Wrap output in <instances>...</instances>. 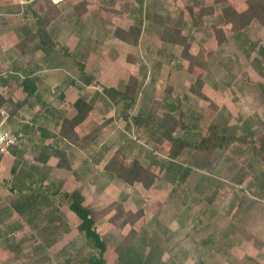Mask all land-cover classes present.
Here are the masks:
<instances>
[{
  "label": "rangeland",
  "instance_id": "obj_1",
  "mask_svg": "<svg viewBox=\"0 0 264 264\" xmlns=\"http://www.w3.org/2000/svg\"><path fill=\"white\" fill-rule=\"evenodd\" d=\"M228 1L239 12L248 7V0ZM34 3L35 11L44 14L46 0ZM26 4L0 0V36L23 34L27 24L36 30ZM95 5L74 19V4L68 2L58 16L62 23L48 26L50 32L80 30L81 53L75 50L71 56L66 48V54L63 39L54 37V49L38 50V38L18 46L27 50L28 59L47 58L46 76L59 68L53 73L69 78L73 99L91 101L104 87L124 90L136 77L139 92L130 114L145 115L150 108L163 124L174 116L173 136L188 145L174 157V147L159 134L151 136L122 118V104L99 98L89 114L91 128L80 135H90V146L73 147L60 136L49 139L52 148L67 150L71 170L57 167L56 159L46 165L35 162L42 146L35 149L23 136L17 154L0 156V264H82L92 251L82 233L69 230L80 221L67 205H58L62 193L76 188L82 189L84 204L95 210L104 211L113 202L124 210L110 221L115 204L97 221L96 230L107 245L106 264H264V26L255 20L233 31L214 0H97ZM166 24L187 36L189 53L197 58L193 70L183 46L161 40ZM131 25L141 28L137 45L115 37L117 28ZM18 50L9 46L0 55L10 60ZM82 70L92 77L89 85ZM0 73L1 79L11 76L8 67H0ZM69 82L54 88L50 98L68 91ZM43 120L36 118V129ZM45 124L59 134L62 122ZM202 138L214 139L215 145L201 146ZM119 148L127 166L136 159L157 175L151 188L126 184L105 170ZM139 210L143 215L135 224L119 226L126 212ZM131 230L136 232L131 249L118 253V244Z\"/></svg>",
  "mask_w": 264,
  "mask_h": 264
},
{
  "label": "trees",
  "instance_id": "obj_2",
  "mask_svg": "<svg viewBox=\"0 0 264 264\" xmlns=\"http://www.w3.org/2000/svg\"><path fill=\"white\" fill-rule=\"evenodd\" d=\"M26 1V12L31 11L33 17L35 18V26L36 30H30L29 24L23 26L21 28L23 34L27 35L25 38L21 40L25 41L28 39L30 41L34 39H39V43L42 46H46L49 43H52V38L50 36L48 26L53 21V19L61 13V9L57 6V4L52 3L50 0L46 4V11L44 14L37 13L34 9L35 3L34 0H25ZM82 4V3H81ZM214 4L221 5L220 10L222 12L221 18H223V23L225 25H230L233 31L239 32L253 21L257 20L260 24L264 26V0H248V7L244 11L239 12L228 0H214ZM78 5H75V8H78ZM77 15H83L85 9H75ZM203 10V9H202ZM214 10V7L209 8V14H211ZM26 16H28L25 13ZM19 29V28H18ZM17 29V30H18ZM161 34V40L167 44L173 45H181L183 46V56L189 60V70H193L195 65L196 57L194 58L189 53V45L187 44V36L182 34V30L179 28H175L172 25H163ZM33 31V32H32ZM220 32V31H219ZM141 33V28L135 25H131L128 29L117 28L115 30V37L125 42L127 44L137 45L139 42V36ZM219 34V33H218ZM81 76L85 84L89 85L92 82V77L86 74L85 71H81ZM29 78L24 80L25 87L24 89L28 91V95H30L31 91L28 89V84L31 82ZM197 85H201V79L197 80ZM139 92L138 89V79L132 76L126 85L124 90H118L113 87H104L102 94H96V96L100 100H111L117 104H122L121 108V116L126 122L131 121V124L140 128L143 127L146 129L151 136L155 134H159L161 138L166 140L171 144V153L174 157L179 156L181 150L188 145L186 142H183L179 138L173 136L176 125L174 116L171 118V121L168 124H163L155 111L150 109L147 111L145 115L132 116L130 113L134 109L137 94ZM201 95V94H199ZM98 98H93L91 101H87L83 97H78L74 102L69 103L70 107L75 108L76 113L71 117H62V124L60 127L59 134L49 133L43 134V137H57L60 136L64 140H66L69 144L75 145L81 148H84L86 145H89V139H80L76 128L78 125L83 123L88 117L90 112L93 110L95 103H97ZM10 102L14 103L11 97L2 96L0 94V106H3L5 103ZM19 107L22 106V102L16 103ZM13 111H16L17 108L13 106ZM9 114V112H8ZM219 139V138H217ZM22 140V139H21ZM214 139L202 138L201 146H206L209 144L214 146ZM241 142L243 140H240ZM21 145V141L9 148V152L11 154H17L19 150V146ZM87 147V146H86ZM124 149L119 148L114 154L108 158L105 164V170L115 175L121 181L126 184L134 185L136 183H140L146 189H149L155 183L157 175L151 171L148 167L141 164L139 160H134L130 165H126L120 157L124 155ZM263 152V149H260V153ZM1 156V155H0ZM58 158L57 167L71 170V165L68 158V152L64 148L60 147H50L45 146L40 148L35 155V159L43 162L44 164L52 157ZM17 165L13 167V171L17 170ZM188 169L181 172L182 177L187 175ZM76 177L78 174L75 173ZM32 183H39V180H31ZM30 190H32L31 185L28 186ZM13 189V188H12ZM15 189V188H14ZM27 188L19 187V190L24 192ZM32 199H35L34 197ZM31 200V199H30ZM85 197L83 195L81 188H76L73 192H65L61 194V200L58 202L59 206L67 205V207L78 217L79 224L78 230L85 237V243L91 249L92 253L85 256L82 264H106L105 260V252L107 249V245L105 241L101 238L99 233L96 230V225L99 217H102L105 213L110 211L115 204L117 209L116 214L111 218L110 221H115V219L119 216L120 213L124 212L122 205L118 203H111L108 205V209L101 211L95 210L84 204ZM143 211L139 210L136 214H133L131 211L125 213V218L123 222L119 225L121 228L125 227L128 223L130 225L135 224V221L142 217ZM130 236L125 238L118 244L117 252L122 254L130 250V243L132 242L131 235L135 236L136 232L134 230L130 231ZM128 248V249H127ZM70 264V262L68 263Z\"/></svg>",
  "mask_w": 264,
  "mask_h": 264
},
{
  "label": "crops",
  "instance_id": "obj_3",
  "mask_svg": "<svg viewBox=\"0 0 264 264\" xmlns=\"http://www.w3.org/2000/svg\"><path fill=\"white\" fill-rule=\"evenodd\" d=\"M46 1L48 2L49 0H46ZM98 1L99 3L100 1H103V3H105L108 0H98ZM127 1L135 2L138 0H127ZM68 2L73 3L74 8H75V5L79 6L78 8H75V9L84 8L85 12L83 14H85V13L91 12V9L96 6L95 3H97V0H64V2L58 3L57 6L62 10V8H67L65 5ZM45 10H46V7H45ZM75 12L73 11V13L71 14L69 12V14L72 15L74 19L82 18L83 15L78 16L77 12L76 13ZM114 16L122 17L123 15L121 13H115ZM58 18H59L58 16L55 17L52 23H58L60 25L62 23V19H58ZM111 19H113L112 16H111ZM70 30L71 31H68V32H66L67 31L66 30L64 33L62 31L60 32L51 31L52 33H54L53 36H51L52 33L50 32V30H49V33L52 39L53 37L57 39H63L61 44L64 47L65 52L67 48L69 52H72L71 56H73V51L76 50L75 54L77 55L78 53H81V50L83 47L80 43H78L79 42L78 40H80V30H75V29L74 30L70 29ZM26 36L27 35L25 34L18 35V33L12 32V31H9L8 33L0 36V52L5 51L6 48H8L9 46L11 47L16 46L17 48H19L18 51L20 52V54H16L15 56H12L11 57L12 60L4 59L1 57L2 55H0V67L4 69L8 67V70H9L8 74H11V76L7 75L6 76L7 78L5 79L0 78V94L2 96L11 97L14 101V103H10V102L5 103L3 107L7 109L9 112L8 126L11 127L10 125L11 123L14 126H16L14 129L11 127V129L14 130L15 132L22 134V136H25V140L27 142L33 141L35 149H37V147L40 145L42 147H45V146L52 147V145L49 144L51 143L49 139H52L53 137H50V136L43 137L44 136L43 134L46 135L49 133H53V130H50L48 125L45 123L49 124L50 121L61 123L62 117L71 118L76 113V110L75 108L70 107L69 103L74 102L79 96H76V98L74 99L69 96L70 94L72 93L74 94L75 92V91L73 92V90L72 92H70V89L73 88V85L71 84L72 82H69V78H66L63 74H60L57 72L53 73V70L59 69V68L50 69L51 70L50 76H46V74H43L44 72L47 71L46 68L44 67V63L47 58L45 60L42 59V61L35 57L34 59L33 58L28 59V56L26 54L27 50H25L24 47L20 48L18 46L19 42H21L19 40L20 39L22 40ZM57 39H54V40H57ZM35 40L36 39L32 40V42H35ZM54 40H52V43H49L45 47H51L52 49H54V47H57V43ZM30 42H31L30 40L25 39V41H22V43H24L22 44V46H24L25 44H29ZM37 43H38L37 45L38 50H42L41 47H44V46H42L39 42ZM26 78H29L30 80H32L28 84L29 85L28 89L31 91L30 95H28V91L24 89L25 87L24 80H26ZM66 82H69V84H71V86L69 87V90L64 91V93L60 92L57 95L55 94L53 98H50V96L52 97L51 93H54L55 91L54 88L59 87L60 84L65 85ZM61 85H60V88H61ZM54 98L60 103V105H55V101H53ZM17 101L22 102L21 107H19V105L16 104ZM13 106L17 108L16 111L12 110ZM66 110L69 111V114L67 115L61 114V112L66 113ZM39 117L44 119L43 120L44 124L40 125L36 129L35 120L36 118H39ZM26 119H29V120H26ZM90 122H91V116L87 118L83 123L78 125V127L76 128V131L80 139L82 138L80 136L82 135V132L85 134L86 133L85 129L87 127L91 128L89 126ZM34 129L38 130L39 132L38 135L40 137L38 139V142H35L38 136H36ZM90 144H91V138L89 135V146ZM72 146L74 147L75 145H72ZM52 159H56V166H57V163H58L57 157L52 156L45 164L43 162L36 160L34 157V161L42 165L49 164ZM78 224H76L73 228L70 227L69 230L73 232L74 231L79 232ZM55 241L59 242V240L57 239ZM57 264H65V263L64 261L63 262L59 261L57 262Z\"/></svg>",
  "mask_w": 264,
  "mask_h": 264
},
{
  "label": "built area",
  "instance_id": "obj_4",
  "mask_svg": "<svg viewBox=\"0 0 264 264\" xmlns=\"http://www.w3.org/2000/svg\"><path fill=\"white\" fill-rule=\"evenodd\" d=\"M54 1L58 2L60 0ZM8 119V110L0 106V155L7 154L9 148L17 145L23 137L22 134L15 132L8 126Z\"/></svg>",
  "mask_w": 264,
  "mask_h": 264
},
{
  "label": "bare ground",
  "instance_id": "obj_5",
  "mask_svg": "<svg viewBox=\"0 0 264 264\" xmlns=\"http://www.w3.org/2000/svg\"><path fill=\"white\" fill-rule=\"evenodd\" d=\"M128 3V2H127ZM170 24V23H169ZM61 46V45H60Z\"/></svg>",
  "mask_w": 264,
  "mask_h": 264
}]
</instances>
